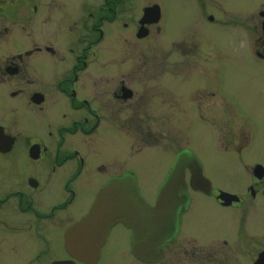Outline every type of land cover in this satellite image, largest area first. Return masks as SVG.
Segmentation results:
<instances>
[{"label":"flooded vegetation","instance_id":"af4514ba","mask_svg":"<svg viewBox=\"0 0 264 264\" xmlns=\"http://www.w3.org/2000/svg\"><path fill=\"white\" fill-rule=\"evenodd\" d=\"M190 1L191 15L184 21L183 0H0V26L7 35L0 36V102H10L8 114L14 108L15 115L24 117L19 108L27 106L35 115L47 118L50 109L55 115L53 123L37 129L23 130L17 121L13 131L0 121L5 140L0 150V232L23 237L11 228L12 221L16 215L29 219L30 234L39 243L34 264H255L264 251V236L248 229L250 208L264 200V164L259 163L251 168L249 197L232 201L220 198L228 192L215 188L204 174L209 195L193 191L185 170L189 202L157 259L136 258L132 231L120 225L109 230L93 262H81L63 248L65 231L88 212L97 192L110 179L133 172L122 167V143L128 160L146 156L150 152L141 149L156 145L155 118L165 124L163 136L172 131L193 136L197 124V134L203 125L214 139L220 123L239 132L248 154L263 144L257 120L241 114L240 100L225 84L223 68L233 59L217 33L264 64V0ZM53 22L68 26L62 53L42 36ZM5 24H11L10 32ZM20 29L26 45L9 48L4 43ZM152 39L164 44L161 59L126 51L130 43ZM49 70L51 78L43 77ZM144 72L155 82L148 90L136 84ZM29 75L36 76L31 91ZM154 87L160 90L151 92ZM240 147L236 156L245 151ZM182 151L193 154L181 148L176 156ZM162 154L157 156L167 161L166 177L173 164ZM78 188L88 191L79 194ZM245 207L250 211L239 217L231 212ZM116 228L120 245L106 250Z\"/></svg>","mask_w":264,"mask_h":264},{"label":"rangeland","instance_id":"374dc122","mask_svg":"<svg viewBox=\"0 0 264 264\" xmlns=\"http://www.w3.org/2000/svg\"><path fill=\"white\" fill-rule=\"evenodd\" d=\"M144 1L152 2L153 0ZM185 1L183 0V5L185 4L183 11L184 21L188 19V16L191 15L192 11V2L190 0ZM189 24L190 23H187L185 26ZM5 25L10 32L12 29L11 24ZM28 31L29 29H27L26 37H29ZM68 35V26H66L64 22L59 24L53 22L47 25V29L43 31L42 36L47 39L49 43L53 44L55 49L62 53L66 48L65 39ZM217 35L220 40L224 42L222 43L220 41L222 47L226 45V51L230 53V58L233 59L228 61L223 68L225 84L234 91V94L237 96L236 99L240 100L242 106L240 109L241 114H250L249 116H253L258 122V127L263 130L264 134V64H260L259 62L254 61L253 58L246 56L245 49L240 45L227 44V42H229L228 35L223 38L219 33H217ZM0 36H7L4 35V29H2V26H0ZM31 36H35V33H31ZM24 38L21 29L15 30V32L11 34L9 42L4 44L9 48L19 49L26 45ZM163 48L164 44L161 45L159 42L152 39L144 42L130 43L126 51L131 54L144 52L145 55H148L151 53L154 54L155 58L161 59L163 57L162 54L164 53ZM172 59L174 58L172 57ZM40 68L43 69L42 63ZM186 71L188 72L190 70ZM52 73L51 70L47 71L46 75L42 72V76L49 77L48 79H50ZM27 78L29 79L28 83L32 85L27 86V91H31L36 84V76L29 75ZM136 84L139 89L148 90V88L152 86V84H155V82H153V76H149L144 72L136 76ZM10 88L13 89L12 84L10 85ZM158 90H160V88L154 87L151 92ZM156 98L161 101L162 92H159L158 97ZM9 104V101L3 103L2 100L0 102V121L4 119L2 122L9 124L10 129L13 131L18 129L17 121L19 125H22L20 127L23 130L25 127L37 129L38 126L43 127L44 123L47 121L50 123L55 121V115L51 114L54 109L49 110L48 113L50 114L46 118L31 113L27 106L20 107L19 109L25 112H22L25 114L24 117H22L17 114L15 115L13 112L14 108H11L10 114L6 113V107ZM203 110L204 109L201 108V110L199 109V112H203ZM154 123L151 127L153 129V134L156 135L155 142L157 143L154 147H144L141 149L143 152L146 151L150 153L143 157L139 156L136 159L128 160L123 153L124 147L127 149V144L123 146L122 143L120 151L121 160L123 161L122 167L124 170L130 169L135 173L138 190L144 200L148 203H154L158 189L165 178V171L167 169L165 168V165L167 161L166 159L158 157L157 153H163L162 155L166 157L169 156L171 158L170 162L173 164V160L175 161L176 158V153H178L181 148L192 150L193 154L199 160V163L203 165L204 176L211 180L215 188L231 193L232 195L235 194V196L249 197L247 187L252 184L250 179L251 168L255 163L264 164V142L263 144H258L259 150L257 152H254V154H248L250 151H247L244 148V142L240 139L239 132L237 133L235 129H231L232 127L228 131L229 126L227 124L219 123L217 129L214 130V139H211V129L209 128L208 131L203 125L199 127L200 133L198 134L197 124L194 126L193 136L172 131L170 132L169 137L167 135L163 136L165 135L164 131L165 133L167 131L163 121L155 118ZM162 136L164 140H162ZM238 145L241 146L240 148L245 149V151L241 152L242 156H236L235 151L237 150L236 148H238ZM16 148H18V145ZM134 150L136 149L134 148ZM78 190L81 192L79 194H86L88 191L85 190L82 192L83 188H78ZM91 192L92 190H90V193ZM59 197L61 199L62 194H60ZM203 201L205 203H210V200L206 198H203ZM257 205H255V207L257 206L255 209H253L254 206L250 208L252 211L249 215L248 229L252 234L255 233L257 236H264V200H260ZM247 207L231 210V212L234 213L236 217H239L238 214H244L250 211L249 209L246 210ZM210 210L214 211L210 213L219 212L218 209ZM70 211L71 209H69V212ZM16 216L18 218L14 216L13 219H15V221H12L11 228L18 231L21 230L24 235L21 234L23 237H20L11 235L12 233L8 235L7 231H3V233L0 232V264H34V255L39 250V243L30 234L29 230L31 228V221L25 217ZM120 232L121 230L117 229L116 232L113 233L106 250H110L116 244L120 245V242H118L117 239ZM59 253H61V249ZM43 260H46V258ZM256 262L257 260L255 263Z\"/></svg>","mask_w":264,"mask_h":264},{"label":"water","instance_id":"95a60500","mask_svg":"<svg viewBox=\"0 0 264 264\" xmlns=\"http://www.w3.org/2000/svg\"><path fill=\"white\" fill-rule=\"evenodd\" d=\"M1 134L2 128L0 150H4L5 140ZM185 167L190 169L193 189L205 192L204 189L209 187V183L202 179L200 167L193 156L188 152L180 153L158 191L154 207L142 199L131 177L111 179L99 191L88 214L65 233V251L81 261L93 258L108 230L120 223L132 230V245L137 257H157L159 246L172 234L181 207L188 203L183 180ZM206 194H209L208 189ZM148 240L153 247H149ZM147 246L149 248L140 249ZM257 264H264V253Z\"/></svg>","mask_w":264,"mask_h":264}]
</instances>
